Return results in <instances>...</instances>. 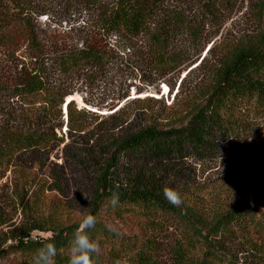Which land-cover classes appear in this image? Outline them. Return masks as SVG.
<instances>
[{
    "label": "rangeland",
    "instance_id": "obj_1",
    "mask_svg": "<svg viewBox=\"0 0 264 264\" xmlns=\"http://www.w3.org/2000/svg\"><path fill=\"white\" fill-rule=\"evenodd\" d=\"M203 1L169 0L165 4L192 24L198 23V17L205 21L200 42H189L186 32L180 36L177 46L184 49L185 61L172 69L155 64L148 51L147 34L133 39L102 36L96 10L85 6L83 0L29 1L28 19L44 51L51 54L96 44L100 51L103 49L104 64L67 74L49 67L47 82L56 93L55 114L58 108L60 112L53 118L43 113L47 107L43 95L22 101L5 92L10 96L0 99V123L16 114L33 113L31 127L47 131L54 128L62 138V143L52 145L44 156V167L34 168L37 174L9 171L1 180L0 251L23 226L52 229L80 220L88 209L97 172L116 141L145 127L167 130L185 123L192 105L202 101L223 48L249 40L258 31L251 12L256 0H215V7L209 10ZM16 51L11 59L0 55V85L7 88L24 70L35 66L28 42H21ZM70 101L80 112L71 121L65 107ZM244 122L235 135L217 138L208 157L191 156L173 164L144 161L122 175L119 184L162 194L168 187L182 198L194 196L199 199L196 210L200 219L207 225L216 209L236 202L264 209V116L253 115ZM38 181L47 182L48 190L43 195L36 192ZM33 199L37 207L21 203ZM110 224L124 231L118 223ZM184 232L180 223L172 221L159 234L157 256L161 264H175L173 249ZM50 234L35 229L30 237L47 238ZM220 241L237 264H264V254H259L264 253V244L259 239L221 234ZM0 264L10 261L3 257Z\"/></svg>",
    "mask_w": 264,
    "mask_h": 264
},
{
    "label": "trees",
    "instance_id": "obj_2",
    "mask_svg": "<svg viewBox=\"0 0 264 264\" xmlns=\"http://www.w3.org/2000/svg\"><path fill=\"white\" fill-rule=\"evenodd\" d=\"M29 1L0 0V55L11 59L19 44L26 41L35 62L32 69L21 73L12 87L0 85V99L5 97V92L22 101L43 95L47 105L43 113L46 118H53L60 112L58 108L55 114L56 93L47 82L49 67L67 74L103 66V49L100 51L95 44L51 54L44 51L28 19ZM168 1L83 0V3L96 10L102 36L133 39L147 34L148 51L155 64L172 69L185 61L184 49L177 46L180 36L186 32L189 42H200L205 21L201 17L196 25L186 21L178 10L165 6ZM202 5L206 10L212 9L215 0L203 1ZM251 12L257 33L249 40L223 48L224 52L212 67L202 101L192 105L184 124L167 130L145 127L112 145L108 159L94 179L84 214L97 219L95 227L88 230L98 246L95 264H161L157 239L172 221L180 223L185 231L173 249L175 264H237L228 249L222 247L221 234H246L264 244L262 206L247 202L222 206L213 212L207 225L200 219L196 210L199 199L194 196L182 198V205L174 207L159 191L119 184L122 175L144 161L173 164L186 157H208L214 151L217 138L223 134L235 135L250 116H264V0L254 1ZM65 107L69 121L80 114L72 101ZM34 118L33 113H20L0 123V182L9 171L28 176L35 172L34 168L42 169L46 153L62 143L54 128L47 131L31 127ZM47 188L46 181H38L36 192L43 195ZM114 192L119 194L116 206L110 204ZM21 203L24 207H37L34 199L25 203L21 200ZM82 218L52 229L23 226L11 235V243L0 251V258H8L10 264H32L35 250L51 240L57 247L54 264H68L69 241ZM111 222L118 223L124 231L116 229ZM35 229L51 231V234L47 238L32 239L30 233Z\"/></svg>",
    "mask_w": 264,
    "mask_h": 264
},
{
    "label": "clouds",
    "instance_id": "obj_3",
    "mask_svg": "<svg viewBox=\"0 0 264 264\" xmlns=\"http://www.w3.org/2000/svg\"><path fill=\"white\" fill-rule=\"evenodd\" d=\"M163 197L174 207H180L183 203L182 197L175 189L165 187ZM119 201V194L114 192L110 199V204L116 206ZM97 223L94 215H84L79 227L73 232L69 241L70 255L68 264H95V254L98 246L88 234V230L93 229ZM111 230V229H110ZM57 256V247L54 241L49 240L35 250L32 257V264H54Z\"/></svg>",
    "mask_w": 264,
    "mask_h": 264
}]
</instances>
